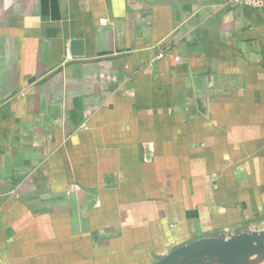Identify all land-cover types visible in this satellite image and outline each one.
Returning a JSON list of instances; mask_svg holds the SVG:
<instances>
[{
    "label": "crops",
    "instance_id": "crops-1",
    "mask_svg": "<svg viewBox=\"0 0 264 264\" xmlns=\"http://www.w3.org/2000/svg\"><path fill=\"white\" fill-rule=\"evenodd\" d=\"M263 225L264 7L0 0V264H156Z\"/></svg>",
    "mask_w": 264,
    "mask_h": 264
},
{
    "label": "water",
    "instance_id": "water-1",
    "mask_svg": "<svg viewBox=\"0 0 264 264\" xmlns=\"http://www.w3.org/2000/svg\"><path fill=\"white\" fill-rule=\"evenodd\" d=\"M82 41H71V53L82 54ZM264 248V231L254 234H243L235 239H207L203 242L194 241L180 246L164 255L156 264H186L192 258L211 255L223 261V264H235L241 256L258 253Z\"/></svg>",
    "mask_w": 264,
    "mask_h": 264
},
{
    "label": "rangeland",
    "instance_id": "rangeland-1",
    "mask_svg": "<svg viewBox=\"0 0 264 264\" xmlns=\"http://www.w3.org/2000/svg\"><path fill=\"white\" fill-rule=\"evenodd\" d=\"M264 231V225L255 228L253 233ZM224 262L211 255L195 257L189 260L188 264H223ZM235 264H264V248L258 253L241 256L234 261Z\"/></svg>",
    "mask_w": 264,
    "mask_h": 264
},
{
    "label": "built area",
    "instance_id": "built-area-1",
    "mask_svg": "<svg viewBox=\"0 0 264 264\" xmlns=\"http://www.w3.org/2000/svg\"><path fill=\"white\" fill-rule=\"evenodd\" d=\"M231 6H245L251 8L264 7V0H225Z\"/></svg>",
    "mask_w": 264,
    "mask_h": 264
}]
</instances>
